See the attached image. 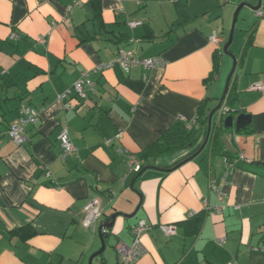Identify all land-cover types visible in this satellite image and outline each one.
<instances>
[{
	"label": "crops",
	"instance_id": "0c3cea01",
	"mask_svg": "<svg viewBox=\"0 0 264 264\" xmlns=\"http://www.w3.org/2000/svg\"><path fill=\"white\" fill-rule=\"evenodd\" d=\"M93 1L0 0V264H89L106 221L134 212L103 229L105 252L92 264H118L116 245L132 243V225L141 219L150 228L141 237L146 254L135 264H264V91L251 89L264 82V15L253 9L235 52L230 84L236 99L224 106L251 121L240 130L223 127L220 140L229 159L244 153L252 161L236 163L223 185L224 201L211 180L221 184L226 156L212 151L210 138L183 162L204 143L208 123H196L194 146L157 157L149 164L155 168L138 174L128 162L180 116L191 122L202 102L208 116L219 104L225 59L209 78L214 53L226 42L218 23L231 1L256 6L259 0H99L103 26ZM134 20L143 25L132 28ZM215 30L221 45L211 40ZM131 37L141 42L129 43ZM121 47L140 58L159 55L166 64L93 72ZM85 71L96 82L88 96L60 98ZM22 103L41 114L19 145L8 130L19 122ZM221 117L220 110L214 114L213 128ZM64 130L78 149L66 158ZM95 197L103 215L88 228L84 207ZM200 212L205 216L195 232L185 222ZM169 224L176 234L163 232ZM27 225L34 235L12 233Z\"/></svg>",
	"mask_w": 264,
	"mask_h": 264
},
{
	"label": "built area",
	"instance_id": "2783aa9c",
	"mask_svg": "<svg viewBox=\"0 0 264 264\" xmlns=\"http://www.w3.org/2000/svg\"><path fill=\"white\" fill-rule=\"evenodd\" d=\"M258 16L264 15V10L262 8L257 11ZM129 25L132 28L143 25V21L134 20L129 22ZM211 40L215 42L217 45H221L222 39L220 38L218 32L215 30L211 36ZM129 43L141 42V39L131 37L128 40ZM165 60L159 56H149L140 58L137 56L136 52L129 47H121L118 49V53L114 60L110 62H105L97 65L94 69V73H98L101 71H105L107 69L114 68L119 66L124 72L130 73L132 70L143 67L144 69H152L158 66H165ZM96 86V82L91 78L90 72L85 71L81 74V76L74 82V84L67 88L64 93L59 95L60 98H66L70 95H75V97L85 99L88 96V93L92 91ZM251 89L264 91V82L259 81L254 83L251 86ZM70 107V106H69ZM222 111L224 113L230 112V107H223ZM19 122L16 124H11L9 127V135L11 139L16 144H22L27 141L28 136L26 132V128L28 125H35L40 117L41 110L32 107L26 103H22L19 109ZM180 120L184 121L189 128L196 126L197 116L191 121L187 122L184 116L179 117ZM1 120V115H0ZM121 135V134H120ZM59 139L62 143L63 148V158L74 155L77 152V147L73 144L68 136L67 130H64L60 133ZM110 143L111 141H107ZM224 162L226 163V170L222 174L221 184H217L215 179L211 180V189L217 193L218 200L223 202L226 196V193L223 190V185H227L229 183L230 176L236 167V163L238 161H246L251 162L252 160L244 153L238 154L235 159H229L227 156L223 157ZM128 162L130 164L131 171L139 172L142 166V162L138 159L136 155H129ZM205 206L209 207L207 201L205 202ZM215 209L220 212L222 210V206L216 205ZM104 207L102 205L101 199L98 197L93 198L89 201L84 207L85 216L83 218V225L85 227L91 228L94 223L103 215ZM150 226L148 223L141 219L134 225H132L131 233L133 237V241L131 244H128L124 241H120L116 245V251L118 254V264H135L139 261L141 257L146 254V249L141 242L142 234L148 230ZM163 232L170 236L177 233V226L174 224L162 225L161 226ZM264 251V250H263ZM232 264V263H230Z\"/></svg>",
	"mask_w": 264,
	"mask_h": 264
},
{
	"label": "trees",
	"instance_id": "16d2710c",
	"mask_svg": "<svg viewBox=\"0 0 264 264\" xmlns=\"http://www.w3.org/2000/svg\"><path fill=\"white\" fill-rule=\"evenodd\" d=\"M93 2L96 5L95 6L96 17L98 18V21L101 24V26H103L104 24L101 19L100 1L94 0ZM244 52L240 55L238 63L242 62L244 57ZM220 66H221V53L220 51H215L213 70L211 71L209 76L210 79H213L217 75ZM235 99L236 96L234 95L233 87L230 84L227 95L223 100V105L226 104L232 107L234 105ZM205 105H206V101L200 104L197 114V122H200L202 126H205L208 123V112H206ZM238 112L239 111H235L234 113H238ZM223 127L224 125L222 124V122L220 127L218 128L212 127L210 134V139L212 142V151L216 154H222L223 156H228L230 154L226 151H223L222 143L220 140L221 131ZM199 137H200V132L196 128V126L189 128L184 121L178 119L176 123L170 128L166 129L156 141L149 144L138 155H136L138 159L142 162V166L138 174L143 172L146 168H148L149 164L157 157L164 154L175 152L180 149L194 146L198 142ZM204 216H205L204 212L197 213L192 218L188 219V221H186L185 224L188 225L190 228H194V231L196 232L199 229L198 228L199 224L203 221ZM12 233L23 235L24 238H27L34 235L36 232L31 226L27 225L13 230Z\"/></svg>",
	"mask_w": 264,
	"mask_h": 264
},
{
	"label": "water",
	"instance_id": "95a60500",
	"mask_svg": "<svg viewBox=\"0 0 264 264\" xmlns=\"http://www.w3.org/2000/svg\"><path fill=\"white\" fill-rule=\"evenodd\" d=\"M262 1L263 0H259L258 4L256 6H253L252 8L254 10H258L261 8L262 6ZM244 6V4H241L236 12V15H235V20H234V24H233V28H232V31H231V34H230V37L227 41V43L224 45L223 47V50L225 53H228V49L230 47V45L232 44V41H233V34H234V29H235V23H236V18H237V15L239 13V11L241 10V8ZM236 64H237V60L236 58L234 59V66H233V69L232 71L230 72L229 76H228V79H227V82H226V88H225V91L220 99V102L219 104L209 113V116H208V129H207V136L205 138V141L204 143L201 145L200 149L194 153L191 157H189L188 159H186L185 161L183 162H186L190 159H193L195 156H197L199 153H201L204 148L206 147L208 141H209V138H210V134H211V130H212V124H213V116L216 112H218L219 110L221 111V122L222 124L224 125V127L226 128H229V127H234L236 126V129L240 130V129H244L247 124L250 123L251 121V115L249 114H246V113H239V114H236L234 113L235 110H232L230 112H227V113H224L222 111V108L224 107L223 105V100L225 99L226 95H227V92L229 90V86H230V82H231V79L233 77V74H234V71H235V68H236ZM224 117V118H223ZM182 162V163H183ZM180 163V164H182ZM179 164V165H180ZM149 167H154V166H148ZM155 168V167H154ZM136 212H134L133 214L131 215H127V214H124V213H115L113 214L110 219H108V221H106V223L100 228V236H101V240H102V247L96 252L94 253L91 257H90V260H89V264H92L93 263V260L98 256L100 255L101 253L104 252L105 248H106V242H105V239L108 238V235L104 234L103 233V229H110L114 226L115 224V220L117 218L118 215H122L124 217H133L135 216Z\"/></svg>",
	"mask_w": 264,
	"mask_h": 264
},
{
	"label": "rangeland",
	"instance_id": "374dc122",
	"mask_svg": "<svg viewBox=\"0 0 264 264\" xmlns=\"http://www.w3.org/2000/svg\"><path fill=\"white\" fill-rule=\"evenodd\" d=\"M244 3H246V5L241 8V10L239 11L237 18H236L235 29H234V34H233V41H232V44L230 45V47L228 49V53H225L223 48L221 49V65L223 64L224 59L226 60V65H227V71H226L227 75L224 79V84L221 87V91H220L221 97L225 91L228 76H229V74L232 71L233 66H234L235 52L236 53L238 52V50L240 48V42L242 40L241 38L244 35V30L247 29L248 23L253 18L254 10L252 7L254 6V3H252V5H253L252 6L251 3L246 2V1H241L240 3H235L233 1H231V3L229 4V8H228L229 10L226 11V16L224 14H222V17L223 18L225 17V20L223 21L222 19H220V21L218 23L219 27L217 28V31L223 35V37L226 40V42H225V44H226L229 37H230L232 28H233L236 12H237L239 6L241 4H244ZM96 239H97V244L99 247L95 252H97L102 247V240H101V236H100L99 232L96 233ZM109 251H113V245L111 244V241L108 242V246H107V252L109 253ZM97 257H99V256H97ZM98 259H100V258H98ZM97 263H98V260L95 261V264H97Z\"/></svg>",
	"mask_w": 264,
	"mask_h": 264
}]
</instances>
